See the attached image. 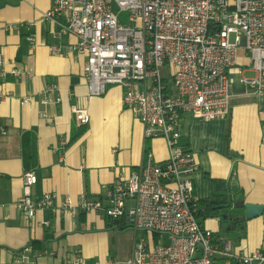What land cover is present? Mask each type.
I'll return each mask as SVG.
<instances>
[{
  "label": "crops",
  "instance_id": "1",
  "mask_svg": "<svg viewBox=\"0 0 264 264\" xmlns=\"http://www.w3.org/2000/svg\"><path fill=\"white\" fill-rule=\"evenodd\" d=\"M53 4L0 0V53L6 75L0 82V264H12L26 248L36 264H66L76 251L84 264L124 262L140 233H134L132 246L118 257L110 241L119 229L109 228L106 217L96 211L44 210L29 219L18 208L26 172L38 179L32 200L55 192L59 205L70 199L76 208L82 193L105 201L107 188L131 176L147 149L158 163L169 157L163 139L146 141L141 121L123 106L121 87H109L101 97L90 95L86 59L74 49L77 37L61 35L62 20L45 19ZM246 57L239 53L241 74L234 71L228 117L207 122L183 116L181 144L199 164L191 179L193 196L201 202L212 197L211 179H216L228 182L235 201L264 207V95H253L240 82L252 75ZM13 70L21 74L13 76ZM51 86H56L53 92ZM26 98L32 100L24 104ZM77 110L89 112L88 125L78 123ZM233 212L240 223L233 222L223 236L219 219L202 222L231 241L235 251H264V213L248 220L244 210L233 207Z\"/></svg>",
  "mask_w": 264,
  "mask_h": 264
},
{
  "label": "built area",
  "instance_id": "2",
  "mask_svg": "<svg viewBox=\"0 0 264 264\" xmlns=\"http://www.w3.org/2000/svg\"><path fill=\"white\" fill-rule=\"evenodd\" d=\"M118 10L131 14L129 25L120 23ZM45 19L62 20L61 35L77 37L74 49L86 59L90 95L121 87L123 106L141 121L146 141L163 139L169 157L158 163L146 151L131 176L107 188L105 201L82 193L76 208L70 199L59 205L55 192L32 200L38 179L26 172L18 208L29 219L44 210L96 211L149 236L135 238L126 261L104 264H264V251H235L231 241L204 226L191 179L199 164L181 144L184 114L207 122L229 116L240 52L248 56L252 74L240 82L253 95H264V0H54ZM4 65L0 53V82ZM76 116L80 125L91 121L86 110ZM30 253L26 248L12 264H36ZM81 257L76 251L66 264H84Z\"/></svg>",
  "mask_w": 264,
  "mask_h": 264
},
{
  "label": "trees",
  "instance_id": "3",
  "mask_svg": "<svg viewBox=\"0 0 264 264\" xmlns=\"http://www.w3.org/2000/svg\"><path fill=\"white\" fill-rule=\"evenodd\" d=\"M148 151V149H147ZM212 182V197L205 201H200L203 211L199 214L201 220L210 218L219 219L221 222V233L223 236L231 229L233 222H236V217L233 212V205L237 202L230 193L227 181L211 179ZM234 221H233V219ZM109 228H118L124 230L127 224L106 219ZM219 236V235H218ZM219 236V237H220Z\"/></svg>",
  "mask_w": 264,
  "mask_h": 264
},
{
  "label": "rangeland",
  "instance_id": "4",
  "mask_svg": "<svg viewBox=\"0 0 264 264\" xmlns=\"http://www.w3.org/2000/svg\"><path fill=\"white\" fill-rule=\"evenodd\" d=\"M119 13V10L116 11ZM119 21L123 25H129L130 24V13L128 11H122L119 14ZM248 59V56L246 57ZM244 70V69H243ZM134 230L132 229V226L130 224H127V229L124 230H118L116 232H113L111 236V252L115 256H120L122 253H126L128 249L133 244L134 240ZM149 236L143 232H140L139 238H148Z\"/></svg>",
  "mask_w": 264,
  "mask_h": 264
},
{
  "label": "water",
  "instance_id": "5",
  "mask_svg": "<svg viewBox=\"0 0 264 264\" xmlns=\"http://www.w3.org/2000/svg\"><path fill=\"white\" fill-rule=\"evenodd\" d=\"M233 207L237 210H244V218L248 220H252L261 216L264 213L263 206L257 205H245L243 201L236 202ZM233 219V218H232ZM243 219V217H242ZM241 217H236V222L240 223Z\"/></svg>",
  "mask_w": 264,
  "mask_h": 264
}]
</instances>
